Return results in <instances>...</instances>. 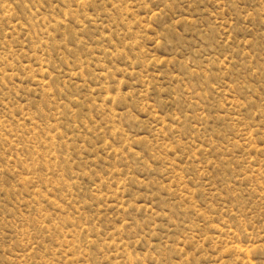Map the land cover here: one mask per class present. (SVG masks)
Segmentation results:
<instances>
[{
    "label": "rangeland",
    "instance_id": "374dc122",
    "mask_svg": "<svg viewBox=\"0 0 264 264\" xmlns=\"http://www.w3.org/2000/svg\"><path fill=\"white\" fill-rule=\"evenodd\" d=\"M0 264H264V0H0Z\"/></svg>",
    "mask_w": 264,
    "mask_h": 264
}]
</instances>
